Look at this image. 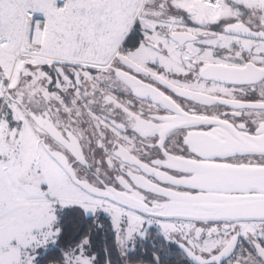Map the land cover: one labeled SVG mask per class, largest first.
<instances>
[{"label":"snow or ice","instance_id":"1","mask_svg":"<svg viewBox=\"0 0 264 264\" xmlns=\"http://www.w3.org/2000/svg\"><path fill=\"white\" fill-rule=\"evenodd\" d=\"M172 252L264 264V0H0V264Z\"/></svg>","mask_w":264,"mask_h":264},{"label":"trees","instance_id":"2","mask_svg":"<svg viewBox=\"0 0 264 264\" xmlns=\"http://www.w3.org/2000/svg\"><path fill=\"white\" fill-rule=\"evenodd\" d=\"M102 223H105L104 221H101ZM105 227L107 228L108 225L106 224ZM97 241V251L102 253L103 248L105 246V243L107 242L108 247H114L113 238L111 236V233H105L104 231L100 232V235L98 237H95ZM116 256L113 255V261L115 262Z\"/></svg>","mask_w":264,"mask_h":264},{"label":"flooded vegetation","instance_id":"3","mask_svg":"<svg viewBox=\"0 0 264 264\" xmlns=\"http://www.w3.org/2000/svg\"><path fill=\"white\" fill-rule=\"evenodd\" d=\"M169 259L171 260L172 264H180V258L176 252L170 253ZM166 264H167V261H166Z\"/></svg>","mask_w":264,"mask_h":264}]
</instances>
